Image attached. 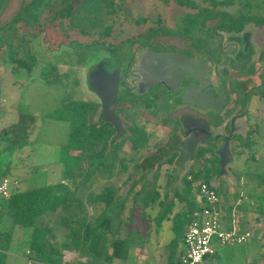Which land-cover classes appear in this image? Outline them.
<instances>
[{
    "label": "flooded vegetation",
    "instance_id": "flooded-vegetation-1",
    "mask_svg": "<svg viewBox=\"0 0 264 264\" xmlns=\"http://www.w3.org/2000/svg\"><path fill=\"white\" fill-rule=\"evenodd\" d=\"M21 1L19 11L31 1L34 10L27 9L15 21L18 12L13 18L15 26L29 22L40 27L41 17L47 13L44 22L48 21L53 34L57 20L63 19L78 26L82 36L89 37L90 29L102 27L89 42H46L53 45L51 52L64 44L89 48L94 50L93 60L88 64L75 61L74 48L62 59L51 60L40 77L47 84H61L57 65L84 68V97L72 100L69 96L65 103H85V128L94 124L111 132L99 153L105 158L117 151L127 152L131 160L124 167L129 170L131 183L157 181L163 196L172 194L178 198L184 183L190 182L196 195L195 183L202 182L205 176H210V182L216 185L227 179V174L221 173L218 154L223 145L229 147L234 160L245 148L242 145L252 143L254 135L264 128V10L258 14L259 9H264L262 0H234L219 9L227 16L203 22L200 17L188 19L186 12L177 29L165 27L159 17L153 25L147 16L123 14L119 24L129 18L132 26L143 29L121 33L113 32L112 25H100L98 8L102 5L107 15L118 10L123 13L128 0H113L109 5L101 0H77L70 10V0ZM254 8L257 12L251 13ZM151 52L178 53L182 60L166 65V79L157 78L150 66L141 65L143 54ZM32 54L18 57L28 77L38 69V56ZM175 75L181 77H171ZM110 101L123 132L117 140L113 139L117 129L104 119L103 111ZM82 156L88 159V152H82ZM233 160L224 159L228 162L225 170ZM84 162L85 159L83 167ZM191 172L201 178L194 180ZM166 184H170L167 189ZM144 190L142 186L138 192L145 193ZM152 195L159 196L160 191L154 189Z\"/></svg>",
    "mask_w": 264,
    "mask_h": 264
},
{
    "label": "rangeland",
    "instance_id": "rangeland-1",
    "mask_svg": "<svg viewBox=\"0 0 264 264\" xmlns=\"http://www.w3.org/2000/svg\"><path fill=\"white\" fill-rule=\"evenodd\" d=\"M21 3V0H0V180L3 177L8 179L9 192L60 182L75 189V195L94 219L99 220L103 215L110 218L108 238L121 237L128 243L127 257L115 259L112 264H178L184 243L180 226L175 225L173 216L175 212L184 211L185 201L172 194L163 196V188L157 181L152 184L128 181L129 170L124 166L130 163L131 157L124 151L106 156L105 164L97 165L96 173L88 179L85 177L88 159L83 157L85 166L84 170H80L82 175L72 176L77 171L73 158L77 152L71 150L67 155L65 147L73 125L83 122L85 116L79 114L76 108L68 107L65 101L69 96L72 100L84 97V68L64 63L57 65L61 84H47L40 77L41 70L49 68L51 60L62 59L74 48L75 61L82 60L88 64L93 60L94 50L89 48L80 47V50L75 44H64L59 50L51 52L53 45L46 42H89L102 27L90 29L89 37L82 36L78 26L63 19L57 20L56 33L53 34L48 21L44 22L47 13L41 17L40 27L29 22H19L15 26L13 18L19 12ZM99 8L98 14L102 16L100 25H112V31L120 33L143 29V26H132L129 18L119 24L123 14L147 16L153 25L159 17L165 27L177 29L183 22L182 16L191 11L172 1L164 4L160 0H128L123 13L118 10L112 15H107L102 5ZM257 10L254 8L251 13ZM260 10L264 9H259L258 14H262ZM262 32L264 34V27ZM27 52L38 56V69L31 77L27 76V68L19 63L18 58L26 57ZM64 59L71 61L70 57L65 56ZM253 140L251 147L241 149L229 166L232 181L222 179L215 187L220 198L223 223L228 224L232 207L238 212L243 211L235 221L240 222L237 226L241 229H249L252 238L244 244L216 246L218 254L202 264H264V128L254 135ZM100 149L103 147L97 151ZM66 170L70 178L66 177ZM109 185L115 188V202L109 207L97 201L92 205L90 198ZM167 185L170 184L165 185L166 189ZM142 186L145 193L138 192ZM154 189L160 191L158 197L155 195L157 200L152 196ZM2 207L0 197L1 210ZM44 221L55 227L60 239L63 229L58 216L47 215ZM20 230L15 229L13 233V250L23 249L26 232ZM26 231L29 232L28 229ZM65 258L71 260L73 254L66 253ZM23 262L20 257L9 256L7 264Z\"/></svg>",
    "mask_w": 264,
    "mask_h": 264
},
{
    "label": "trees",
    "instance_id": "trees-1",
    "mask_svg": "<svg viewBox=\"0 0 264 264\" xmlns=\"http://www.w3.org/2000/svg\"><path fill=\"white\" fill-rule=\"evenodd\" d=\"M77 0H70L67 4V10H70L72 4ZM105 5H109L113 0H101ZM167 4L174 2L177 5L189 8L191 12L186 14L189 19L192 16L200 17L201 21L216 16H227V13L219 9L234 0H160ZM32 1L23 5L15 21L27 10L32 8ZM50 83V81H47ZM77 109L79 114L85 113V103L81 101H69L66 104ZM111 132L106 127L96 128L93 124L85 128L84 121L73 125L68 143L65 147L67 155L71 150L77 154L73 158L76 160L75 167L77 171L72 176L82 175L80 170L83 168L82 152H88V171L85 176L91 178L96 173V168L105 164L103 153L97 149L103 147L110 137ZM251 147V143L242 145ZM244 148H242L243 150ZM80 154H79V153ZM252 158L254 156L252 155ZM81 162V164H80ZM193 179L197 180L199 175L192 173ZM66 177L70 178L69 171L66 170ZM210 188L215 189L210 182V176H205L202 180ZM184 191L178 195V199L185 201V208L182 213L176 212L173 216L175 225L180 226V236L183 241V235L191 222V212L200 207L195 201V194L191 191L190 182L184 183ZM196 186V185H195ZM198 188V185H197ZM75 189L72 190L63 182L46 184L27 190L10 191L8 197H1L3 207L0 211V264H7L9 256H14L12 251L19 254L23 259L22 264H26L25 258L34 259L37 264H112L115 259H123L128 255V243L124 238H108L111 231L110 218L106 215L99 216V220L94 219L93 214L86 210V206L81 203L79 197L75 195ZM115 188L112 185L106 186L95 197L90 198L93 205L95 201L104 203L109 207L114 199ZM153 196V195H152ZM155 196V195H154ZM158 197V196H157ZM157 197L155 196L156 200ZM96 204V203H94ZM232 208L230 209V212ZM58 216L59 223L63 232L58 239L55 233V227L44 221L47 215ZM257 217V216H255ZM9 223V225H7ZM15 229L25 233L23 249H12L13 233ZM29 230L26 231V230ZM252 238V237H251ZM251 238L245 243L249 242ZM244 244V243H242ZM17 251V252H16ZM28 251V254L26 253ZM66 253L73 254L71 260H67ZM182 253V252H181ZM180 253V255H181ZM217 251L211 257H207L202 263L207 262L217 255ZM178 259V264L180 260ZM170 259V258H169Z\"/></svg>",
    "mask_w": 264,
    "mask_h": 264
},
{
    "label": "built area",
    "instance_id": "built-area-1",
    "mask_svg": "<svg viewBox=\"0 0 264 264\" xmlns=\"http://www.w3.org/2000/svg\"><path fill=\"white\" fill-rule=\"evenodd\" d=\"M196 198L200 207L191 212V222L183 235L184 251L179 264H202L203 260L216 252V246L242 244L252 237L249 229L237 226L235 214L232 213L228 224L220 207V198L215 189L199 182ZM9 181L0 180V196H9ZM28 254V251L26 252ZM26 264H37L32 258H25ZM106 264V263H100Z\"/></svg>",
    "mask_w": 264,
    "mask_h": 264
},
{
    "label": "water",
    "instance_id": "water-1",
    "mask_svg": "<svg viewBox=\"0 0 264 264\" xmlns=\"http://www.w3.org/2000/svg\"><path fill=\"white\" fill-rule=\"evenodd\" d=\"M182 60V57L180 54L178 53H173V52H159V53H149V54H143V57L141 59V65L143 66L145 64V66H150L151 69H153V71L155 72L157 78H164L166 79L167 76V72H166V65L171 64V63H176L179 64ZM171 77H176L175 79H179L181 76L180 75H175V76H171ZM104 119L108 122H110L111 124L114 125V127L117 129L116 134L114 136V140H117L120 138V136L122 135V130L120 128V125H118L119 123V119L116 116L115 112H114V107H113V102L111 103L108 102V105H105L104 108ZM120 124V123H119ZM218 154L220 156V163H221V173H225L227 174V179L232 181L231 178V174L229 172V170H225V166L227 164L224 162V159L226 158H231V160H233V154H231L229 147H226V144L223 145L219 150H218ZM200 181L198 180L196 184H198ZM213 186L216 187V183L213 182ZM196 203L199 204V199L196 198Z\"/></svg>",
    "mask_w": 264,
    "mask_h": 264
},
{
    "label": "crops",
    "instance_id": "crops-1",
    "mask_svg": "<svg viewBox=\"0 0 264 264\" xmlns=\"http://www.w3.org/2000/svg\"><path fill=\"white\" fill-rule=\"evenodd\" d=\"M195 200H196V195H195ZM175 213H176V212H175ZM230 213H231V214L234 213V214H235V217H236V216L238 217V216H239V215H238L239 213H244V212L241 211V210H239V212H238V211L235 209V207H232V211H231ZM248 214H249V213H248ZM230 216H231V215H230ZM237 217H236V218H237ZM229 220H230V219H229ZM183 251H184V250H183ZM183 251H182V253H183ZM216 251H217V250H216ZM182 253H181V254H182ZM13 255H16L17 257L20 256L19 254H16L15 251H14ZM180 256H181V255H180ZM165 261H166V259H165Z\"/></svg>",
    "mask_w": 264,
    "mask_h": 264
}]
</instances>
